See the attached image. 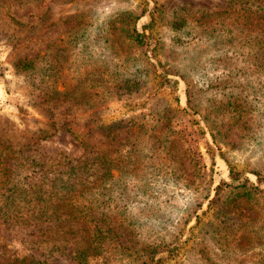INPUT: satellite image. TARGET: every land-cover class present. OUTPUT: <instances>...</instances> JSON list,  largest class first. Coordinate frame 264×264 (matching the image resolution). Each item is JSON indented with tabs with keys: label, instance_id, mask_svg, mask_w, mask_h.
Masks as SVG:
<instances>
[{
	"label": "rangeland",
	"instance_id": "1",
	"mask_svg": "<svg viewBox=\"0 0 264 264\" xmlns=\"http://www.w3.org/2000/svg\"><path fill=\"white\" fill-rule=\"evenodd\" d=\"M52 122L89 131V147L44 139ZM101 153L117 160L103 180L120 222L88 264H264V193L218 192L232 177L264 188L263 5L0 0V264H80L88 231L75 246L64 223L13 217L85 157L97 196Z\"/></svg>",
	"mask_w": 264,
	"mask_h": 264
},
{
	"label": "trees",
	"instance_id": "2",
	"mask_svg": "<svg viewBox=\"0 0 264 264\" xmlns=\"http://www.w3.org/2000/svg\"><path fill=\"white\" fill-rule=\"evenodd\" d=\"M254 1H257L259 5H263L264 7V0ZM127 26L128 25L124 26L121 30L125 31L128 29L125 31V41L128 40L129 43L132 42L137 47L143 48L146 45L143 36L137 32L136 27L130 28ZM89 125H92V122H86L85 128H89ZM49 130L52 132L49 133L48 130L43 131L45 132L43 136L44 139L62 130L71 133L81 145L85 146V149L89 147L87 146L88 136L90 135L89 131L84 133L85 131L78 130L73 125H66L65 127L64 124L58 126L54 122L50 123ZM96 161L97 169L94 184H97V188L99 189L96 192L97 196L94 197V188L90 186V166L87 157H85L76 164H72L68 168L66 167L68 173L66 178L61 176L46 178L48 177L47 173L45 177H42L43 182L41 184L30 186V194H32V196L26 203L29 205L27 213L22 214V218L16 215L13 217L16 223L23 222L35 228L45 223L54 224V226H59L58 223H64L65 226H70L71 228L68 229L66 233H69L71 238H73L71 241L73 240L75 246L78 245L76 235L80 231H88L90 234L87 241L84 242L86 244L85 247L76 254L80 264H88L89 258L92 257V255H100L101 250L104 248L103 244L110 246L107 244V241L112 240L115 227L120 222L118 213L105 211L108 201L105 199L107 187L106 182L103 180L104 178H114L111 173V168L112 163L115 164L117 160H113L108 164L105 154L101 153L96 156ZM46 181H48V183ZM223 187L236 190L233 194L235 198L245 196L249 199L256 193H264V188H259L246 178L242 181L232 177V181L228 183L225 182L222 187L218 188V192ZM108 207H110V205H108ZM29 211H32V213H29ZM111 225L114 226L112 227ZM73 229H76V232H73ZM80 239L83 241L85 238L82 236ZM119 247L122 248V246ZM166 253L167 252L160 256L153 254L149 259L153 261L155 258L161 260H165L169 257L172 258L171 254L166 256ZM33 264H40V262H35Z\"/></svg>",
	"mask_w": 264,
	"mask_h": 264
}]
</instances>
